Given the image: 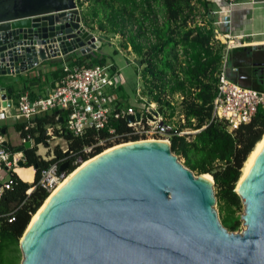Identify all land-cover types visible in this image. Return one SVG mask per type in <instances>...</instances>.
I'll return each instance as SVG.
<instances>
[{"label": "water", "instance_id": "1", "mask_svg": "<svg viewBox=\"0 0 264 264\" xmlns=\"http://www.w3.org/2000/svg\"><path fill=\"white\" fill-rule=\"evenodd\" d=\"M82 22L76 0H0V77L70 53L94 55L107 38ZM5 102L11 106L0 84ZM104 151L45 199L19 241L20 264H264V145L236 193L244 227L237 232L221 224L212 177L185 167L170 142Z\"/></svg>", "mask_w": 264, "mask_h": 264}, {"label": "trees", "instance_id": "2", "mask_svg": "<svg viewBox=\"0 0 264 264\" xmlns=\"http://www.w3.org/2000/svg\"><path fill=\"white\" fill-rule=\"evenodd\" d=\"M79 8H84V25L92 30L96 26L106 38L107 35H119L123 49H131L136 60L141 64L143 95L149 102H156L160 110L173 118L176 108L172 107L164 96L172 99L177 93L183 95L178 114L184 125L178 131L199 130L195 134L171 136V151L184 160V166L195 175L208 174L214 182V193L217 201L221 224L230 232L241 230L240 215L243 211L241 200L235 187L241 176V170L255 145L264 136V110L259 108L252 121L241 126L234 135L227 131L224 122L213 119L212 101L217 95V73L221 68L224 47L210 45L212 29L206 27H186V14H191L196 5H201L208 12L207 0H76ZM135 27V30L133 28ZM150 37V38H149ZM151 37L154 38L152 42ZM113 38V37H112ZM107 42L110 43L107 38ZM181 45L190 52L191 62L180 66L175 54L176 47ZM241 50H251V47ZM69 65L85 64L88 66L107 65L104 55L79 56L67 60ZM112 65V70H117ZM62 64H56L55 79L61 75ZM58 70V71H57ZM236 81V79H231ZM27 90L28 87H25ZM124 88L119 96L124 98ZM257 91H264L256 88ZM21 93L16 95V98ZM39 94L30 93L29 99L35 100ZM163 96V97H162ZM164 98V99H162ZM126 99V98H124ZM56 111L45 113L33 120L35 126L24 131L25 123L15 125L21 138L28 134L41 137L47 125L64 124L55 121ZM62 119L64 114H62ZM60 122V120H59ZM116 129H126L125 122L113 124ZM204 127V128H203ZM263 135V136H262ZM68 151L78 153L89 144V141L64 134ZM133 138L131 141H136ZM24 144L11 149H21L25 157L24 166L35 170L34 181L28 185L21 180L12 191L3 196L0 203V264H20L21 252L19 241L26 230L30 219L43 204L49 194L37 186L39 172L48 166L36 156V147L24 149ZM97 149L90 157L102 152ZM55 155L64 157L56 148ZM87 158L84 157V161ZM70 167V172L73 171ZM34 187V188H33ZM30 188L33 190L26 195ZM15 217L8 223L6 215Z\"/></svg>", "mask_w": 264, "mask_h": 264}, {"label": "built area", "instance_id": "3", "mask_svg": "<svg viewBox=\"0 0 264 264\" xmlns=\"http://www.w3.org/2000/svg\"><path fill=\"white\" fill-rule=\"evenodd\" d=\"M228 8L236 5H255L263 4L264 0H221ZM186 27H209L213 35L210 45L219 44L224 47V52L237 48L247 47L244 37L232 32L221 33L216 26H209L208 16L210 13L205 11L201 5H196L191 14H186ZM135 30V27L133 28ZM150 38V37H149ZM152 42L154 38L151 37ZM176 57L180 66L185 67L190 60V52L178 45L175 50ZM227 58L224 54L221 69L217 73V95L212 101L213 119L224 122L227 131L234 133L243 125L249 124L259 108L264 110V92L253 89L243 88L227 77ZM141 84H143L141 78ZM124 87V80L118 70L113 71L112 65L85 64H64L61 75L44 97L35 100L29 99L27 92L21 93L16 99L14 107L15 118L25 123L24 131L35 126L33 120L39 116L52 111H56L55 121L58 123L64 118L63 128L59 124L47 125L41 137L40 145H34L36 137L28 134L22 138V144L31 143V148L36 147V156L40 161L48 163L46 168L39 172L37 186L50 194L57 185L63 181L70 173V167L78 168L84 163V157L89 159L97 149H108L120 144L133 142L131 139L140 140H164L169 141L171 136L195 134L199 130L190 132L178 131L174 125L167 124V116L160 110L156 102H149L143 95L142 90L135 89L137 97L136 106L130 105L127 99L119 96V91ZM143 88V85H142ZM163 97V96H162ZM165 100L179 112L183 95L177 93L172 99L164 96ZM162 98V99H164ZM174 101H179L174 104ZM0 106V113L8 111V107ZM12 104V103H11ZM140 114L139 119L127 121L128 117ZM125 122L126 129H116L113 124ZM204 128V127H203ZM64 134H70L74 138L89 141L80 152L70 153ZM59 139L64 142V149L59 148L64 157H57L55 149L43 148L50 145L54 140ZM41 149V151H40ZM86 159V160H87ZM26 160L21 153H15L5 145L4 136L0 134V203L6 192L12 191L19 179V163L25 164ZM68 164V169L60 171V166ZM8 176L3 181L2 174ZM34 188V187H33ZM30 188L26 195L33 190ZM7 222L13 223L15 217L10 213L6 215Z\"/></svg>", "mask_w": 264, "mask_h": 264}, {"label": "crops", "instance_id": "4", "mask_svg": "<svg viewBox=\"0 0 264 264\" xmlns=\"http://www.w3.org/2000/svg\"><path fill=\"white\" fill-rule=\"evenodd\" d=\"M207 1L209 2L208 13H210V16H208L207 18L209 19V26H216L215 28H217L221 33L233 31L234 33L244 37L243 41L247 43V47H251L254 45H264L263 4H255L253 6L236 5L232 8H228L227 5L221 0ZM212 4H215L220 10L218 12H214L211 8ZM213 16H217V19H213ZM82 25L85 26L84 21L82 22ZM91 32L93 31L91 30ZM99 34L102 33L100 31L94 33L95 36ZM254 37H261L262 39L247 41L245 40ZM241 49L242 48H237L228 52H224L227 58V77L230 80L236 79V81L233 82L243 88L253 90H256V88H261L264 90V48L260 50L251 49L248 51ZM79 56L81 57L83 55L79 53H70L60 58L47 59L41 62L39 61L38 65L31 70L19 74L5 75L0 77V84L6 88V96L11 98L12 103V108H8L7 112L0 113V134L4 136L5 145L8 149H15L22 145V138L20 137L17 130L16 133L19 138L18 145H12L9 138V119L13 120L15 122V125L21 122L14 117V107L16 105L17 99L16 95L18 93L27 92L29 95L30 93L42 95L38 96L37 98L46 96L48 93H50L51 89L54 87L55 82L57 81L54 76V72L56 71V64H62L63 66L64 64H68L66 63L67 60L73 61L74 58ZM25 87H28V89L26 90ZM17 150H14V152H22H18ZM20 167L21 166H19V168ZM34 173L32 175H21L18 169V180H21L28 185H32L34 181ZM7 177L8 176L6 175V173L2 174L3 181H5Z\"/></svg>", "mask_w": 264, "mask_h": 264}, {"label": "rangeland", "instance_id": "5", "mask_svg": "<svg viewBox=\"0 0 264 264\" xmlns=\"http://www.w3.org/2000/svg\"><path fill=\"white\" fill-rule=\"evenodd\" d=\"M212 10L214 12H218L220 9L215 5L212 4ZM83 12L85 10L84 8ZM213 19H217V16H213ZM85 27V26H84ZM92 33H96L98 30L95 25H93ZM87 30H90L89 28L85 27ZM91 32V30H90ZM113 37V38H112ZM107 38L109 39L110 43L105 42L102 43L100 48L98 49L97 53L104 55L107 63H112L116 69L119 71L121 77L124 80V90H123V95L125 96L128 100V103L131 105L136 106L137 103V97L135 95V89H140L142 90V85L141 84V71L139 67H137L136 64H134V60L136 56L131 52V49H123L122 47V41L121 37L119 35H107ZM262 39L261 37H254L250 39H245L247 40H258ZM264 76V73H263ZM144 86V85H143ZM264 92V91H263ZM178 103L179 101H174ZM167 124H170L171 126L174 125L176 128L180 127V125H184V120L182 119V116H180L178 113L175 114V116L171 118H165ZM8 124V122H7ZM183 132H190L188 129H183ZM9 138L10 142L12 145H18L19 143V138L16 133L15 129V122L11 119H9ZM64 142H62L59 139L54 140L50 145H44L43 148H48V149H56V148H63L64 149ZM179 161L184 165V160L181 157H178ZM34 168L32 166H21L19 168V173L21 175H32L34 173ZM195 174V173H194ZM216 209L218 211V207L216 204ZM242 214V213H241ZM243 226L241 225V230H243ZM239 230V231H241Z\"/></svg>", "mask_w": 264, "mask_h": 264}, {"label": "bare ground", "instance_id": "6", "mask_svg": "<svg viewBox=\"0 0 264 264\" xmlns=\"http://www.w3.org/2000/svg\"><path fill=\"white\" fill-rule=\"evenodd\" d=\"M162 141H164V140H162ZM129 144H130V143H129ZM129 144H120V145H118V146H115V147H112V148H109V149L105 150L103 153H107L108 151H111V150L116 149V148H118V147H121V146H123V145H129ZM263 145H264V136L262 137L261 141L258 142V143L255 145L253 151L248 155V157H247V159H246V161H245V163H244V165H243V168H242V170H241V176H240V178H239V180H238V183H237V185H236V187H235V192H236V193H240V191H241V189H242V187H243V184H244V182H245V179H246L247 175L249 174V171H250V169H251V167H252V165H253L255 159L257 158V156H258V154H259V152H260V148H262ZM92 160H93V159L84 162V163H83L81 166H79V167H78V168H77L72 174L68 175L63 181H61V182L57 185V187H56V188L50 193L49 198H50L54 193H56L57 190H58L59 188H61V187L64 185V183H65V182H66V181H67V180H68V179H69V178H70V177H71L76 171H78L81 167H83L84 165H86L87 163H89V162L92 161ZM206 178H207L208 180L211 181V177H210L209 175H206ZM49 198H48V199H49ZM47 201H48V200H47ZM47 201H46L45 203H47ZM42 209H43V206H42V208H40V210H39L36 214H34V215L32 216L31 221H30V223H29V225H28V227H27V229H26V231H25V233H24L23 238L21 239V241H23V239H24V237H25L27 231L30 229L31 225L33 224V222H34L35 219L37 218V215L40 213V211H41Z\"/></svg>", "mask_w": 264, "mask_h": 264}, {"label": "clouds", "instance_id": "7", "mask_svg": "<svg viewBox=\"0 0 264 264\" xmlns=\"http://www.w3.org/2000/svg\"><path fill=\"white\" fill-rule=\"evenodd\" d=\"M78 8H79V7H78ZM135 60H136V59H135ZM139 68H140V67H139ZM94 156H95V155H94ZM92 157H93V156H92ZM90 158H91V157H90ZM90 158H89V159H90ZM87 160H88V159H87ZM87 160H85L84 162H86ZM73 170H74V169H73ZM69 174H70V173H69ZM49 195H50V194H49Z\"/></svg>", "mask_w": 264, "mask_h": 264}]
</instances>
